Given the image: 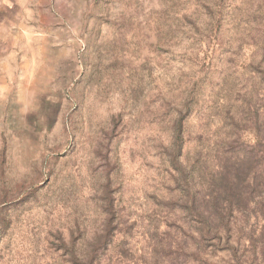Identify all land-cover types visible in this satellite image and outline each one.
Wrapping results in <instances>:
<instances>
[{
	"label": "rangeland",
	"instance_id": "obj_1",
	"mask_svg": "<svg viewBox=\"0 0 264 264\" xmlns=\"http://www.w3.org/2000/svg\"><path fill=\"white\" fill-rule=\"evenodd\" d=\"M5 2L0 264H264L254 203L206 238L181 179L261 98L264 0Z\"/></svg>",
	"mask_w": 264,
	"mask_h": 264
},
{
	"label": "trees",
	"instance_id": "obj_2",
	"mask_svg": "<svg viewBox=\"0 0 264 264\" xmlns=\"http://www.w3.org/2000/svg\"><path fill=\"white\" fill-rule=\"evenodd\" d=\"M252 39L253 54L264 56V24L254 28ZM262 90L261 98L259 91L251 90L243 109L231 111L232 106H225L228 124L221 126L223 132L214 143L216 163L210 176L203 179L194 172L181 175L186 207L194 213L206 238L219 239L223 232H229V216L250 211L251 203L264 219V86ZM253 101L259 104L252 105ZM176 124L173 142L179 141L176 153L180 154L181 121ZM243 133L249 134V140L243 139ZM260 196L262 199L253 200Z\"/></svg>",
	"mask_w": 264,
	"mask_h": 264
},
{
	"label": "crops",
	"instance_id": "obj_3",
	"mask_svg": "<svg viewBox=\"0 0 264 264\" xmlns=\"http://www.w3.org/2000/svg\"><path fill=\"white\" fill-rule=\"evenodd\" d=\"M9 5L5 0H0V44H2V47H0V51H4V53L7 52V47H4L3 44L7 43L5 40V37L2 36V31H7L13 24L10 19V13H9Z\"/></svg>",
	"mask_w": 264,
	"mask_h": 264
}]
</instances>
